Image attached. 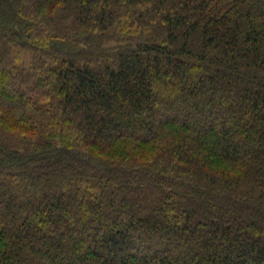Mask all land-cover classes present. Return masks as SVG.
I'll list each match as a JSON object with an SVG mask.
<instances>
[{
  "label": "trees",
  "instance_id": "1",
  "mask_svg": "<svg viewBox=\"0 0 264 264\" xmlns=\"http://www.w3.org/2000/svg\"><path fill=\"white\" fill-rule=\"evenodd\" d=\"M0 264H264V0H0Z\"/></svg>",
  "mask_w": 264,
  "mask_h": 264
},
{
  "label": "rangeland",
  "instance_id": "2",
  "mask_svg": "<svg viewBox=\"0 0 264 264\" xmlns=\"http://www.w3.org/2000/svg\"><path fill=\"white\" fill-rule=\"evenodd\" d=\"M157 249L154 248L153 251H156ZM135 259L138 261V262H144L145 260L149 263V262H152V259H153V254L152 252L149 253V257H146L141 255V254H138L135 256Z\"/></svg>",
  "mask_w": 264,
  "mask_h": 264
}]
</instances>
